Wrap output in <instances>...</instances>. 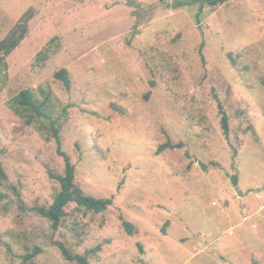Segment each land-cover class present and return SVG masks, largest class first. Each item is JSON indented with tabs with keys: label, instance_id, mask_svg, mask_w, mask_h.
I'll use <instances>...</instances> for the list:
<instances>
[{
	"label": "rangeland",
	"instance_id": "1",
	"mask_svg": "<svg viewBox=\"0 0 264 264\" xmlns=\"http://www.w3.org/2000/svg\"><path fill=\"white\" fill-rule=\"evenodd\" d=\"M179 3L0 0V42L27 28L0 52V264H77L58 244L89 264H264V0ZM51 123L75 186L112 200L68 204L55 232L37 212L64 173Z\"/></svg>",
	"mask_w": 264,
	"mask_h": 264
},
{
	"label": "trees",
	"instance_id": "2",
	"mask_svg": "<svg viewBox=\"0 0 264 264\" xmlns=\"http://www.w3.org/2000/svg\"><path fill=\"white\" fill-rule=\"evenodd\" d=\"M187 2L190 0H180L181 2ZM209 2L210 5L215 6L219 2H224V0H206ZM179 3V4H180ZM27 32L26 24L20 23L16 26L14 30H12L9 35L0 42V52L8 55L13 50H15L20 42L24 39ZM53 78L62 82L66 89H70V78L69 74L66 69H61L54 73ZM15 101L22 106L24 109L29 110L34 114L37 118H46L44 114L43 105L39 103L35 98L34 94L30 90H23L21 91ZM221 111V127L223 131V136L225 139L228 140L229 138V124H228V117L223 112L222 108L220 107ZM28 124L30 122L28 121ZM51 137L56 144V152L59 157L63 159L64 162V173L63 175H55L53 173H49V176L52 179H55L59 185L60 190L56 194L53 199L52 205L47 209H39L37 212L39 215L47 219L50 223V228L53 232L57 231L61 225V220L65 215V207L70 204L74 203L77 207L84 208L87 211L99 214L105 212L109 206L112 204L111 199H96L90 196L84 195L74 184L75 179V168L74 165L71 163L69 156L63 151L62 143L60 139V135L58 132V128L51 123L50 125ZM181 145H178L180 147ZM166 148H174V146L167 142L158 147L156 153L160 154ZM204 169V165H201ZM0 178H5V173L2 169L0 163ZM235 183V178L232 180ZM122 226L127 234L133 235L135 233V227L131 223L122 220ZM58 248L61 251L62 256L70 262H76L77 264H89L86 256H80L71 254L62 244H58ZM95 250H100L99 247L92 250L91 252H95ZM39 252V249H35L32 253L28 254L26 258H33L36 253Z\"/></svg>",
	"mask_w": 264,
	"mask_h": 264
}]
</instances>
